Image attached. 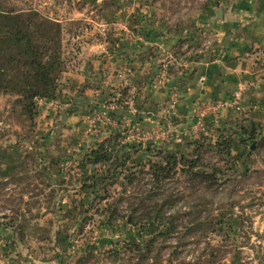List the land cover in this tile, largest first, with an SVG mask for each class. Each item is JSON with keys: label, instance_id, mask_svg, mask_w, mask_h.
Listing matches in <instances>:
<instances>
[{"label": "rangeland", "instance_id": "obj_1", "mask_svg": "<svg viewBox=\"0 0 264 264\" xmlns=\"http://www.w3.org/2000/svg\"><path fill=\"white\" fill-rule=\"evenodd\" d=\"M15 1L19 8H35L61 24L63 66L59 101H37L33 122L13 110L16 97L0 95V255L8 256L0 264H138L132 242L145 247L150 241L152 254L141 264H264V114L241 109L218 116L211 111L212 103L208 110L200 106L184 114L178 108L179 82L162 79L152 70L150 75L148 66L139 75L132 54L137 35L117 25L131 23L132 10L141 3L148 6L150 0ZM154 2L166 4L173 33L194 27L201 1ZM164 18V14L156 16L158 21ZM187 50H174L171 62L159 64L155 53L158 70L174 75L180 70L177 57L186 56ZM165 89L168 94L161 102ZM202 114L203 132L196 129ZM190 116L195 121L192 126L187 123ZM154 120L167 124L165 138L155 143L149 139L148 127H134L144 121L155 124ZM240 127L248 131L256 127L258 141L249 146L239 140ZM178 137L183 138L181 143ZM101 144L111 160L133 156L118 169L121 175L116 185L108 187L107 196L101 193L96 199L83 188L95 178L98 182L108 178L110 165L85 170L81 166ZM185 145L200 150L198 157L195 151L192 157L199 166L225 174L214 187L185 174L166 186L178 209L185 213L195 206L194 217L200 220L177 219V232L170 241L164 238V227L126 224L123 218L152 185L151 179H145L148 176L139 173L149 174L152 165L163 164L165 156ZM83 177L90 181L84 183ZM116 204L119 217L108 227L105 209ZM180 244L183 249L176 254Z\"/></svg>", "mask_w": 264, "mask_h": 264}, {"label": "crops", "instance_id": "obj_2", "mask_svg": "<svg viewBox=\"0 0 264 264\" xmlns=\"http://www.w3.org/2000/svg\"><path fill=\"white\" fill-rule=\"evenodd\" d=\"M199 1L195 25L184 32H172V23L166 19L169 15L166 4L157 6L154 0L144 7L140 1L141 6L132 10L135 19L117 25L122 31L132 29L137 35L132 51L140 67L136 72L140 75L144 72L143 67L148 66L150 75L152 70L162 79L179 82L182 99L178 108L184 114L222 100L233 101L237 96H240L241 112L259 110L264 114V0ZM186 2L188 0H184ZM158 14L165 15L163 21L156 20ZM179 41H185L182 47L188 49L186 56L177 57L180 70L174 75L170 70L159 71L154 59L157 58L158 64L171 62L169 59ZM167 94L168 89H165L159 98L161 102L165 101ZM222 112L218 116L223 115ZM187 118L188 125L192 126L194 117ZM153 122L155 124L147 121L133 124L134 127H148L149 139L155 143L165 138L167 124ZM0 256L1 260L8 257Z\"/></svg>", "mask_w": 264, "mask_h": 264}, {"label": "trees", "instance_id": "obj_3", "mask_svg": "<svg viewBox=\"0 0 264 264\" xmlns=\"http://www.w3.org/2000/svg\"><path fill=\"white\" fill-rule=\"evenodd\" d=\"M15 3H17L15 0H0V95L16 97L13 110H16L21 118L33 122L38 115L37 101L57 102L60 99L58 82L63 66L62 28L59 22L43 17L37 9L19 8ZM183 44L185 41H179L175 49L183 48ZM239 129L238 139H242L243 143L251 146L258 141L259 133L256 127H253L251 131L242 127ZM204 140L213 146L223 147L212 138H204ZM228 144L231 145V141ZM226 147L229 148V146ZM181 148L182 146L177 152L165 156L163 164L152 165L149 174L139 173L141 176H148L145 179H151L152 185L140 193L139 200L137 204L132 205L129 216L123 218L126 224L134 227L141 226L143 222L146 223V228L152 225L164 227L166 241H170L172 235L177 232V219L188 216L190 223L200 220L197 215L194 217L197 207L192 206L185 213L178 209V201L174 200L173 194L168 195L169 190H165L166 186L173 183L180 174L188 175L194 181L200 180L207 183L209 187L216 186L219 179L221 181L225 176L220 169L206 170L207 168H202L195 159H192L194 151L198 157L200 152L196 151L200 150H193L191 146ZM132 156L133 154L125 155L122 157L124 160L119 157L111 160L105 145L101 144L99 150L92 151L85 158L81 169L85 170V168L106 163L110 165L109 176L102 178L99 182L95 178L90 186H85L83 189L89 190L88 192L95 195L96 199L101 193L107 196L108 187L116 185L121 175L117 172L118 169L125 167L126 161ZM82 179L84 183L90 181L85 177ZM151 201L155 203L146 204ZM105 212L108 216L106 226L113 227L119 217L118 205L107 206ZM13 223L11 222V227L15 225ZM205 223L204 220L200 224ZM153 244L154 242L150 241L142 247L140 243L132 242L130 247L139 257L138 264L149 259ZM182 249L183 245H177L176 254H179Z\"/></svg>", "mask_w": 264, "mask_h": 264}, {"label": "built area", "instance_id": "obj_4", "mask_svg": "<svg viewBox=\"0 0 264 264\" xmlns=\"http://www.w3.org/2000/svg\"><path fill=\"white\" fill-rule=\"evenodd\" d=\"M176 101H177V99H175L174 103ZM239 101H240V96H237L236 99L233 101L232 100H222L220 102L213 103V105H211V111H214V113L216 115L219 114V112H222L225 110L239 111V110H241ZM39 102L43 104L44 101H39ZM202 117H203V114L201 116H198L196 129L201 130L203 132L204 130H203ZM124 124L126 127L128 125H129V127H131V124H127L126 122H124ZM130 132H131V130H130ZM132 133H133V131H132ZM130 138H134V136H132ZM182 141H183V138H181V137L177 138L178 143H181Z\"/></svg>", "mask_w": 264, "mask_h": 264}, {"label": "water", "instance_id": "obj_5", "mask_svg": "<svg viewBox=\"0 0 264 264\" xmlns=\"http://www.w3.org/2000/svg\"><path fill=\"white\" fill-rule=\"evenodd\" d=\"M88 68H89V63H87L86 66H85V68H84V75H85L86 77L89 76V74H88ZM254 147H255V146L253 145V146H252V149H253Z\"/></svg>", "mask_w": 264, "mask_h": 264}]
</instances>
